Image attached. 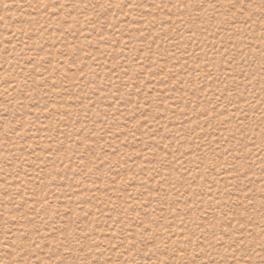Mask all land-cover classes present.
I'll use <instances>...</instances> for the list:
<instances>
[{"label": "rangeland", "instance_id": "1", "mask_svg": "<svg viewBox=\"0 0 264 264\" xmlns=\"http://www.w3.org/2000/svg\"><path fill=\"white\" fill-rule=\"evenodd\" d=\"M0 264H264V0H0Z\"/></svg>", "mask_w": 264, "mask_h": 264}]
</instances>
